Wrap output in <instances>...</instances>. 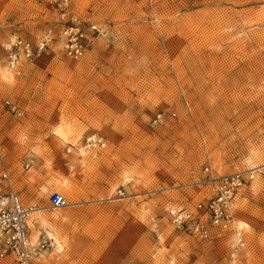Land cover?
Here are the masks:
<instances>
[{"label": "rangeland", "instance_id": "obj_1", "mask_svg": "<svg viewBox=\"0 0 264 264\" xmlns=\"http://www.w3.org/2000/svg\"><path fill=\"white\" fill-rule=\"evenodd\" d=\"M70 2L99 30L81 58L52 44L5 77L0 47V169L34 207L28 239L49 242L29 264H264V0ZM53 15L46 0H0V45L35 40ZM89 133L105 145L78 157ZM203 164L253 175L235 197L232 259L164 211L204 196ZM52 191L64 206L48 205Z\"/></svg>", "mask_w": 264, "mask_h": 264}, {"label": "built area", "instance_id": "obj_2", "mask_svg": "<svg viewBox=\"0 0 264 264\" xmlns=\"http://www.w3.org/2000/svg\"><path fill=\"white\" fill-rule=\"evenodd\" d=\"M46 2L53 9L54 15L38 38L31 41L13 34L0 45L4 62L15 75L20 74L23 65L33 64L52 44L66 58L77 60L99 35L98 27L84 14L73 10L70 0ZM3 103L9 112L21 115L22 111L15 103L9 100ZM163 118V114L157 112L152 116L150 124H160ZM104 145L105 140L98 133H89L82 139L84 148H103ZM28 165L29 162L24 163L25 168ZM201 174L196 184L203 188L204 196L194 202L165 198L164 211L174 230L199 241L220 244L227 251V257L232 259L244 244L243 229L237 226L235 197L250 183L253 175L247 171L216 175L208 164L202 165ZM47 203L50 207L60 208L65 205V200L58 192L52 191L47 197ZM33 210V206L20 202L11 189L7 170L1 168L0 259L5 260L6 264H29L32 255L47 246L48 238L39 241L35 247L28 244L26 220Z\"/></svg>", "mask_w": 264, "mask_h": 264}, {"label": "bare ground", "instance_id": "obj_3", "mask_svg": "<svg viewBox=\"0 0 264 264\" xmlns=\"http://www.w3.org/2000/svg\"><path fill=\"white\" fill-rule=\"evenodd\" d=\"M6 64V63H5ZM10 70H12L11 68H9V66L6 64V65H3L2 67H1V73H2V75L3 76H5V77H8L9 75H10ZM75 153H76V155L79 157V156H81V155H83V154H87L86 153V150H85V148L82 146V145H79V144H75ZM68 150H70L69 148H68ZM69 152V151H68ZM84 155V156H85ZM78 157H76V158H78ZM75 158V157H74ZM60 194V193H59ZM60 195H62V194H60ZM63 196V195H62ZM65 200V199H64ZM34 211V210H33ZM30 215H31V213L29 214V216H28V218H27V220H26V225H27V222H28V219H29V217H30ZM30 221V220H29ZM237 226L239 227V228H242V227H240L239 226V222H238V220H237ZM46 234H47V236L51 239V237L49 236V233L48 232H46ZM53 237V236H52ZM27 239H28V235H27ZM52 240V239H51ZM53 240H54V237H53ZM54 241H56V240H54ZM38 243V242H37ZM36 243V244H37ZM56 243V242H55ZM28 244H29V246H33V247H35L36 246V244L35 245H33L32 244V242L28 239ZM58 244V243H57ZM56 244V245H57ZM56 250H58V246H57V248H56ZM35 255V254H34ZM34 255H32V256H34ZM31 260V259H30Z\"/></svg>", "mask_w": 264, "mask_h": 264}]
</instances>
